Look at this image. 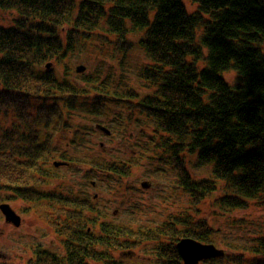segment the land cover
Wrapping results in <instances>:
<instances>
[{
    "label": "trees",
    "instance_id": "obj_1",
    "mask_svg": "<svg viewBox=\"0 0 264 264\" xmlns=\"http://www.w3.org/2000/svg\"><path fill=\"white\" fill-rule=\"evenodd\" d=\"M186 1L196 10L188 12ZM0 9L17 12L14 24H0V186L25 202L36 200L35 215L66 252L39 249L26 264H121L111 251L142 241L158 243L156 264H182L176 240L208 243L214 234L197 217L200 204L208 200L221 213L264 197V0H0ZM133 39L149 60L140 69L150 91L143 97L132 88L109 91L111 84L92 73L80 74L82 85L70 80V57L79 50L124 54ZM230 70L232 83L224 78ZM106 101L126 104V114L112 116ZM74 111L88 116L91 132V123L101 122L95 115L109 112L112 127L117 117L130 121L135 112L141 115L161 134L148 142V152L171 158L188 207L146 231L102 221L87 231L95 220L83 212L92 210L87 197L71 186L61 192L40 186L52 178V137L71 131ZM126 126L123 121L121 128ZM81 130H73V143H81ZM183 153L209 165V176L193 179ZM99 169L118 177L128 173L115 162ZM253 254L264 256V236L256 239ZM6 259L0 261L15 264ZM229 259L240 260L224 255L200 264Z\"/></svg>",
    "mask_w": 264,
    "mask_h": 264
},
{
    "label": "rangeland",
    "instance_id": "obj_2",
    "mask_svg": "<svg viewBox=\"0 0 264 264\" xmlns=\"http://www.w3.org/2000/svg\"><path fill=\"white\" fill-rule=\"evenodd\" d=\"M185 6L188 12L196 10V6L187 1ZM16 18L17 15L14 11L0 9L1 24L6 26L14 24ZM133 44L134 46L124 54L114 53L110 49L102 55L84 49L79 50L70 57V80L80 85L83 84L81 78L83 74L74 73L75 66L82 63L88 68L87 74L92 73L96 76L95 80L107 81L111 84V87L108 88L109 91H115L119 94L128 88H132L139 94V97H143L150 91L140 77V69L143 65L148 64L149 60L135 39H133ZM57 69L63 70V66L59 65ZM224 78L232 83L236 76L234 72L229 71L224 73ZM107 96L109 97V95ZM86 98H82L81 102L86 101ZM88 99L92 101L91 98ZM116 104L117 101H106L103 107L110 108L112 115L117 111ZM121 109H125V106L122 105ZM81 111L72 112L74 113L73 119L71 117L67 127L71 131L62 130L53 135V140H55L53 155L55 157L65 155L76 160V166L71 170H68V167H62L55 171L56 174L49 180L51 184L46 189L74 187L79 196L92 198L96 205L94 207L103 214L101 218L104 217L111 223L139 229L152 228L170 219L176 212L188 207V196L176 186L177 176L172 169L170 160L153 157L148 152L152 144L142 141L146 138L145 136L152 134L147 131V123L141 116L132 117L131 125L127 130H124V134L113 135L109 139L97 131L91 132L87 126L88 121H84L88 116L80 114ZM111 115L107 112L94 117L100 118V123L108 127L113 122V115ZM118 120L115 129L121 128L125 118L123 116L117 117L115 122ZM77 126L82 129L81 143L79 144L77 141L72 142V132ZM141 129L146 131L143 135L140 134ZM122 139H125V142ZM100 142L104 145L103 149L99 146ZM133 156L135 157L133 158ZM183 156L186 169L193 179L209 176V165L199 164L193 155L183 154ZM135 160H140L139 164L132 166L130 161ZM107 161L115 162L119 166V163L130 166L129 176L119 178L113 176L112 173L109 174L100 170L99 165H103ZM91 162L99 165L91 164ZM143 180L151 183L148 189L140 188V182ZM92 181L95 182L94 186L91 185ZM217 184L220 185L221 183L218 182ZM41 185L45 186V183ZM16 198L13 199V203L17 207V213L22 216L24 224L22 227L13 230L0 220V254L4 253L13 242H15V246L11 248V253L6 260L15 264H24L31 257L28 256L29 251L32 253L38 244L53 253L61 254L63 251L57 236L35 215L37 208H39L37 201L28 202L27 200L25 202L19 196ZM40 201L38 202L39 205L42 203ZM207 201L205 200L198 206L200 213L197 217L205 218L212 226L214 234L210 243L219 249H223L227 255L240 258V260L229 259L226 262H214V264H248L254 258L264 259V256L253 254L256 239L264 236V197L255 199L246 209L221 213L218 211L215 213ZM2 202L4 201L0 200V203ZM84 209L85 213H89V209ZM1 215L2 212H0ZM17 233L22 239L15 240L16 237L13 236ZM152 243H144L136 248V256L133 258L129 255H123V263L156 264L154 259L156 250L153 249L155 245ZM112 255H118V252H114ZM4 256L7 255H0V259H3ZM2 262L0 261V264H3Z\"/></svg>",
    "mask_w": 264,
    "mask_h": 264
},
{
    "label": "water",
    "instance_id": "obj_3",
    "mask_svg": "<svg viewBox=\"0 0 264 264\" xmlns=\"http://www.w3.org/2000/svg\"><path fill=\"white\" fill-rule=\"evenodd\" d=\"M49 67L50 64H46V68ZM84 69L83 65H78L75 71L81 73ZM97 128L104 134H109V131L105 127L98 125ZM53 165L56 167L63 165V163L54 162ZM142 186L147 188L149 184L142 183ZM0 211L8 222H12L14 226H19V218L17 215H14L11 208L3 204L0 206ZM176 248L185 264H195L198 260L223 254L222 250L216 249L213 245H203L189 238L181 239L176 244Z\"/></svg>",
    "mask_w": 264,
    "mask_h": 264
},
{
    "label": "bare ground",
    "instance_id": "obj_4",
    "mask_svg": "<svg viewBox=\"0 0 264 264\" xmlns=\"http://www.w3.org/2000/svg\"><path fill=\"white\" fill-rule=\"evenodd\" d=\"M11 11H14L15 14L17 15V12L15 10H11ZM1 25H3V24H1ZM3 26H6V25H3ZM230 71L234 72V70H230ZM7 105H10V104L8 103ZM18 196H19V194L16 191H12L11 188H6L5 186H3V187L0 186V200L4 201V202L0 203V206L4 204V205H7L9 208L12 209V212L14 213V215H17L18 218H19V224H18L19 226H14L12 224V222H8V220H6V218L4 217L3 214L0 216V220L2 222H4L7 226L12 228L13 230H15L16 228L22 227L23 224H24V222L22 221V216L19 213H17L18 212V211H16L17 207H15L14 203H13V199H17L16 197H18ZM98 212H100L99 209H98ZM45 225H46V223H45ZM6 231H7V229H6ZM8 234H11V233H8ZM13 237H16L15 240L18 239V238L22 239V237L18 236V233L15 234V236H13ZM13 246H15V242H13V244H11L8 248H6V251L4 253L0 254V255L9 256L10 255L9 253H11V248H13ZM39 249H44V247H42L41 244H38L37 247L33 250L32 253L29 251L28 256H38ZM24 264H26V262H24Z\"/></svg>",
    "mask_w": 264,
    "mask_h": 264
}]
</instances>
